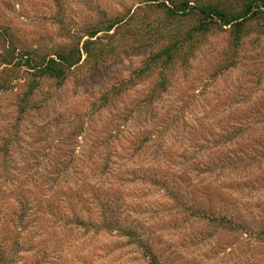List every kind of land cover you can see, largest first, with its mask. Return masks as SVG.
<instances>
[{
  "label": "rangeland",
  "instance_id": "374dc122",
  "mask_svg": "<svg viewBox=\"0 0 264 264\" xmlns=\"http://www.w3.org/2000/svg\"><path fill=\"white\" fill-rule=\"evenodd\" d=\"M196 23L162 1L0 0V264H264V19L152 63ZM78 47L62 80L28 68Z\"/></svg>",
  "mask_w": 264,
  "mask_h": 264
},
{
  "label": "trees",
  "instance_id": "16d2710c",
  "mask_svg": "<svg viewBox=\"0 0 264 264\" xmlns=\"http://www.w3.org/2000/svg\"><path fill=\"white\" fill-rule=\"evenodd\" d=\"M150 2L162 1L165 6V14L169 19L175 17H183L185 15L194 14L197 16V23L181 34L165 35L168 38L169 43L163 48H160L158 53L154 54V58L151 59L153 64L162 62L165 64L175 63L178 55L185 49L186 46H190L194 40H197L202 35L209 32L213 27H227L232 28L234 37L238 40L241 38L245 28V22L251 19H264V0H245L243 7L238 12H233L232 9L222 7L219 4H192L190 0H148ZM171 4V7L167 5ZM122 22L117 20L106 27L104 31H112L113 28ZM103 30H93L88 33L87 36L95 38L99 32ZM95 41H89L86 44V52L90 54L89 47L94 44ZM82 61L81 49L74 48L69 52L60 51L54 54H49L35 61L31 59L27 61L28 68L34 70L35 74L41 77H53L58 79H64L68 69L78 65ZM3 64H11L9 59H3ZM152 264H159L152 262Z\"/></svg>",
  "mask_w": 264,
  "mask_h": 264
}]
</instances>
